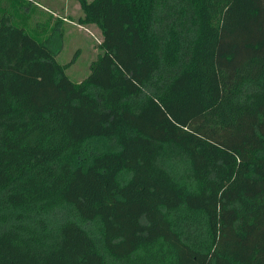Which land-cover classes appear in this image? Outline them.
<instances>
[{
	"label": "trees",
	"instance_id": "obj_1",
	"mask_svg": "<svg viewBox=\"0 0 264 264\" xmlns=\"http://www.w3.org/2000/svg\"><path fill=\"white\" fill-rule=\"evenodd\" d=\"M76 1L78 82L0 18V264H264V0Z\"/></svg>",
	"mask_w": 264,
	"mask_h": 264
},
{
	"label": "rangeland",
	"instance_id": "obj_2",
	"mask_svg": "<svg viewBox=\"0 0 264 264\" xmlns=\"http://www.w3.org/2000/svg\"><path fill=\"white\" fill-rule=\"evenodd\" d=\"M37 2L28 6L16 0H0V18L8 16L12 24L24 27L38 41L50 40L54 48H59L56 60L69 64L66 68L69 78L81 81L89 74L90 64L100 51V29L94 24L78 23L83 13L76 0ZM57 19L60 22L55 26Z\"/></svg>",
	"mask_w": 264,
	"mask_h": 264
}]
</instances>
